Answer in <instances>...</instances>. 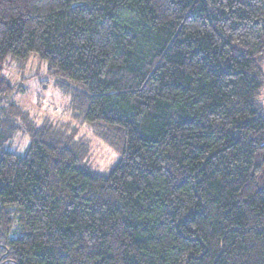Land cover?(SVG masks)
<instances>
[{
  "label": "trees",
  "instance_id": "16d2710c",
  "mask_svg": "<svg viewBox=\"0 0 264 264\" xmlns=\"http://www.w3.org/2000/svg\"><path fill=\"white\" fill-rule=\"evenodd\" d=\"M31 54L66 120L9 101ZM263 63L264 0H0V264H264Z\"/></svg>",
  "mask_w": 264,
  "mask_h": 264
},
{
  "label": "rangeland",
  "instance_id": "374dc122",
  "mask_svg": "<svg viewBox=\"0 0 264 264\" xmlns=\"http://www.w3.org/2000/svg\"><path fill=\"white\" fill-rule=\"evenodd\" d=\"M2 74L15 89L9 101L27 111L37 123L45 118L49 120L61 117V120L67 119L63 116L66 96L55 85L54 75L50 74L46 60L39 58L36 54H31L25 61L9 57ZM20 88L23 90L19 91ZM84 132L91 144L90 168L101 172L110 170L120 158V152L102 140L96 139L90 132L85 130ZM29 143V137L19 132L9 149L23 153Z\"/></svg>",
  "mask_w": 264,
  "mask_h": 264
},
{
  "label": "crops",
  "instance_id": "0c3cea01",
  "mask_svg": "<svg viewBox=\"0 0 264 264\" xmlns=\"http://www.w3.org/2000/svg\"><path fill=\"white\" fill-rule=\"evenodd\" d=\"M264 68V67H263Z\"/></svg>",
  "mask_w": 264,
  "mask_h": 264
}]
</instances>
